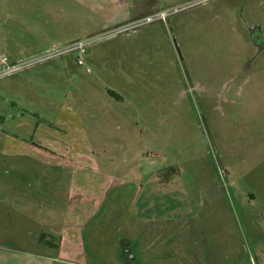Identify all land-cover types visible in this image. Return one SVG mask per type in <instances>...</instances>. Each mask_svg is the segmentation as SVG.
Listing matches in <instances>:
<instances>
[{
	"label": "rangeland",
	"instance_id": "1",
	"mask_svg": "<svg viewBox=\"0 0 264 264\" xmlns=\"http://www.w3.org/2000/svg\"><path fill=\"white\" fill-rule=\"evenodd\" d=\"M195 1L0 0V264H264V0Z\"/></svg>",
	"mask_w": 264,
	"mask_h": 264
},
{
	"label": "built area",
	"instance_id": "2",
	"mask_svg": "<svg viewBox=\"0 0 264 264\" xmlns=\"http://www.w3.org/2000/svg\"><path fill=\"white\" fill-rule=\"evenodd\" d=\"M203 1H205V0H196L195 3H200ZM193 5H194L193 2H186V3L182 4V6H180V7H172V8H167L164 10H157L155 12L145 14L143 16H140V17H137L133 20H130L126 23L119 24L117 27L114 28V30L110 31L108 33V35H106V36L115 35V34H122V33H131V32L138 30L139 28L154 24L156 22L166 23L170 20V18L179 14L180 12H182L183 10H185L189 7H192ZM89 43H90V41L79 42V43L72 44L71 46H69L65 49H62V50H55V51L47 52V53L43 54L40 58H37L36 60L30 62L29 65H33V64L36 65V64L51 60L53 58L59 57L61 55H64L66 53L83 50ZM78 62L80 64L83 63L82 60H79ZM15 69L16 68H14V70Z\"/></svg>",
	"mask_w": 264,
	"mask_h": 264
},
{
	"label": "crops",
	"instance_id": "3",
	"mask_svg": "<svg viewBox=\"0 0 264 264\" xmlns=\"http://www.w3.org/2000/svg\"><path fill=\"white\" fill-rule=\"evenodd\" d=\"M121 8V11L116 13V15L112 18L113 21L116 22V24H121L126 21L133 20L139 16H143L145 14L158 10V7L148 6L143 1L130 4L128 7L124 5L121 6ZM129 35L130 34H128V36Z\"/></svg>",
	"mask_w": 264,
	"mask_h": 264
}]
</instances>
